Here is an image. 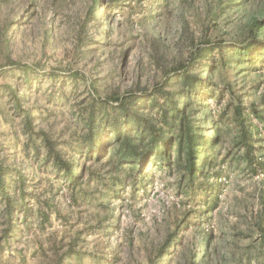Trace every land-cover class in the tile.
Listing matches in <instances>:
<instances>
[{"label":"rangeland","instance_id":"obj_1","mask_svg":"<svg viewBox=\"0 0 264 264\" xmlns=\"http://www.w3.org/2000/svg\"><path fill=\"white\" fill-rule=\"evenodd\" d=\"M243 1L106 0L94 16L92 0H0V161L27 176L10 187V229L0 192V264H263L261 51L232 71L217 51L190 67L207 74L215 59L220 73L192 109L200 137H221L197 176L148 159L119 172L89 163L97 173L71 183L56 160L82 152L88 120L104 126L131 95L143 97L132 111L160 125L176 62L205 45L234 57L250 18L264 16V0Z\"/></svg>","mask_w":264,"mask_h":264},{"label":"trees","instance_id":"obj_2","mask_svg":"<svg viewBox=\"0 0 264 264\" xmlns=\"http://www.w3.org/2000/svg\"><path fill=\"white\" fill-rule=\"evenodd\" d=\"M228 1L234 5H243L246 2L243 0ZM105 2L106 0H92L94 16L99 13V4ZM118 4L117 1L115 5ZM263 30L264 16L251 17L248 29L242 31L241 40L233 43L234 57L232 58L229 57L226 50L229 47L194 46L186 59L176 62L179 65L178 69L175 70L176 72L173 75H166L164 82L161 84L163 90L169 87L168 94L173 103V110L170 112L162 110L160 125L156 120L152 121L148 118L138 117V114L132 111L131 106L135 104V100L143 97H141L142 95L139 97L131 95L130 99H122L119 106L114 108L115 114L105 112L104 126L102 122H96L94 117L88 120L86 137L82 142L83 151L71 160H65L60 153H57L58 166L64 169V174L69 176L71 183H80L88 173L91 177L97 173L90 167L91 165H87L89 163L95 168L106 163L110 166L109 172H119L125 165L145 163L148 159L150 161L156 159L164 164H171L172 162L180 164L191 175L197 176V173L201 172L203 168V162L206 166L211 164V160L215 156L211 154V150H216V145L220 142L221 137L219 133L213 135L207 141L200 137L194 125L192 109L196 96H198V90L204 87L205 92L210 91L215 77L220 73L215 59H213L215 65H213V60H208L210 65L207 74L204 72V67L200 68L199 73L192 72L190 67L200 59H205V57L217 51L220 56V68L222 70L225 68L231 69L232 71L237 62L244 59L249 60L260 51L264 53ZM237 57L238 59H236ZM154 102L156 101H152V103ZM26 117L30 120L29 112H26ZM108 124L110 125L109 131L102 129ZM176 129L178 130L177 134L171 135V132ZM103 139H106L105 144ZM79 156L84 159L83 162H77ZM26 178L27 176L21 171H16L12 175L0 161V192L4 197L2 204L8 218V229L15 226L13 219L19 212L18 206H15L18 202L12 195L11 189L17 184L23 187ZM171 243L172 237L167 238L159 246L157 257L166 253ZM192 256L196 263L199 255L194 253Z\"/></svg>","mask_w":264,"mask_h":264}]
</instances>
